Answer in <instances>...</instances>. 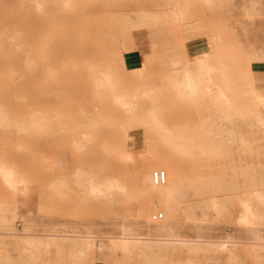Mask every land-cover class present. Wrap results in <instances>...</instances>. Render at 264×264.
<instances>
[{"label": "rangeland", "instance_id": "rangeland-1", "mask_svg": "<svg viewBox=\"0 0 264 264\" xmlns=\"http://www.w3.org/2000/svg\"><path fill=\"white\" fill-rule=\"evenodd\" d=\"M174 7L185 16L174 19ZM194 41L206 46L200 49L211 62L224 64L215 80L227 78L235 116L264 113L252 93L264 91V0H47L44 13L33 0H0V160L29 182L22 210L14 206L8 221H0V264H160L113 254L107 245L81 255L41 240L87 227L115 234L121 224L141 232L172 225L189 237L236 241L232 254L162 250L169 260L264 264V245L253 243L264 239V219L252 213L257 206L264 212V204L251 203L254 192L264 193V133L237 118L233 128L251 145L227 142L215 150L218 138L202 126L208 117L220 122L224 102L216 96L186 102L171 86L184 64L194 66ZM106 74L111 86H98ZM18 86L24 94H1ZM117 93L137 95L131 111L108 98ZM152 108L159 120L195 138L185 151L159 138L146 116ZM18 112L24 119L13 122ZM110 179L121 188L105 195L93 190L92 183ZM10 194L0 180V198ZM212 195L222 197L220 213L208 206ZM30 233L28 254L17 240Z\"/></svg>", "mask_w": 264, "mask_h": 264}, {"label": "bare ground", "instance_id": "bare-ground-1", "mask_svg": "<svg viewBox=\"0 0 264 264\" xmlns=\"http://www.w3.org/2000/svg\"><path fill=\"white\" fill-rule=\"evenodd\" d=\"M33 1L35 9L40 13H44L47 6V0ZM66 2H68V0H66ZM172 15H174V19L178 20L184 17L185 13L179 8L174 7ZM223 66V63L216 65L211 62L209 51L200 49V52L196 57H194V66L192 67L189 63L184 64L179 70L180 75L171 79L173 92L183 101L201 104L206 101L213 100L216 96L220 101L224 102L226 107L218 118L220 122H218L217 119L215 121V118L208 117L207 119H204L202 126L203 132L210 135L212 138H218L220 145L215 148L216 151H220L222 149L221 146L227 142H240L241 144L248 146L251 145V141L244 134L241 132L239 133L233 128L237 118L249 121L250 124L259 127L264 133V113L260 109H251L247 114L235 116L231 99L227 92V78L223 77L220 83L215 80V71L218 68H224ZM133 67L134 70L137 69V66ZM97 85L100 87H110V76L106 74L105 79L101 76ZM252 93L254 94L255 100L258 104H264L263 90L257 89ZM142 95L144 98H149L151 96L147 90H144ZM136 97L137 95L130 97L122 93H117L115 96L108 98H111L117 104H121L124 109L131 111L136 104ZM146 116L149 117L152 128L159 134V138L179 151H185V142H191L195 139L190 133H187L186 130L184 133H181L178 130L175 131L169 124L159 120L156 117L153 108L148 110ZM86 135L87 134H84L83 136L86 137ZM181 136L184 137L186 141H180L179 139ZM83 143L84 142L82 140H76L75 146L78 149H82ZM202 149L205 150L204 148ZM77 177L79 181L84 182L85 178L82 177L80 173H77ZM0 180L11 191L9 200L0 198V221L5 223L8 221V214L14 206L18 207V210H22L25 203L24 199L27 197L29 182L26 178L20 176L14 167L1 160ZM219 180L220 179L218 178L213 179V181ZM92 186L93 190H95L97 194L104 195L108 190L121 188V185L112 179L100 183H92ZM167 192L169 196H174L170 190L167 189ZM207 202L211 209L219 213L223 209L222 197L218 195L210 196ZM251 203L256 206L264 204V193L260 191L254 192L252 194ZM252 213L256 218L264 219V212H261L258 206L253 209ZM7 227L12 230L15 229L12 224ZM54 231L60 230L54 229ZM9 233L12 235L20 234L15 231H10ZM48 238H51L54 241L52 244L77 250V252L81 255L91 253L100 246L107 245L113 254L136 253L139 256L147 258L146 261H156L160 264H212V260L209 258L199 259L196 256H190L186 260H169L166 257H163L161 252L164 249H171L174 251L179 248L182 249L187 247L190 250H219L221 252H229L232 254L234 252V248L231 244L232 242H236L229 239H209L203 235L189 237L181 234L176 230L175 226L172 225H163L155 232H141L140 229L131 224H121L118 226V232L115 234L105 233L99 235L95 228L87 227L85 229H73L63 231L61 233L54 232L45 234L41 240L48 241ZM17 243L21 245L22 248L26 249L25 252L31 254V246L33 244L31 233L18 239ZM253 243L264 245V239H258L253 241Z\"/></svg>", "mask_w": 264, "mask_h": 264}, {"label": "crops", "instance_id": "crops-1", "mask_svg": "<svg viewBox=\"0 0 264 264\" xmlns=\"http://www.w3.org/2000/svg\"><path fill=\"white\" fill-rule=\"evenodd\" d=\"M201 47H206L205 45H203L201 42L200 43H198V42H196V41H194L193 42V44H191L190 46H189V48L191 49V50H189V53H191L192 55H193V57H196L197 56V54L200 52V48ZM208 48V47H207ZM135 58H139L137 55H135ZM24 91H25V88H22L21 86H18V87H14V88H9V89H7V90H3L2 91V95H7V96H10V95H20V94H24ZM69 91V92H68ZM67 94H72L73 95V88H71V89H67ZM3 107H4V105H3ZM3 116H4V113L2 114ZM9 117H10V115H9ZM24 119V116L23 115H20V112H18V116L17 117H15L14 115H12V120H13V122L15 121V120H17V122L19 123L20 122V120H23ZM18 141H20V139L18 138ZM13 142H15V139H13ZM14 159V161L13 162H15V158H13ZM10 160V159H9ZM17 161V160H16ZM25 160L23 159V160H19L18 159V162H16L18 165L19 164H24L25 162H24Z\"/></svg>", "mask_w": 264, "mask_h": 264}]
</instances>
